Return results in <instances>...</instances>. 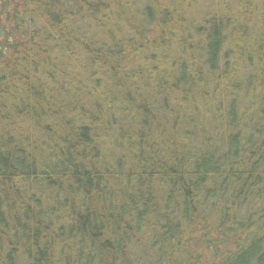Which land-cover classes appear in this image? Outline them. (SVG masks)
<instances>
[{
	"label": "trees",
	"instance_id": "obj_1",
	"mask_svg": "<svg viewBox=\"0 0 264 264\" xmlns=\"http://www.w3.org/2000/svg\"><path fill=\"white\" fill-rule=\"evenodd\" d=\"M198 1L0 0V264H264V0Z\"/></svg>",
	"mask_w": 264,
	"mask_h": 264
},
{
	"label": "rangeland",
	"instance_id": "obj_2",
	"mask_svg": "<svg viewBox=\"0 0 264 264\" xmlns=\"http://www.w3.org/2000/svg\"><path fill=\"white\" fill-rule=\"evenodd\" d=\"M226 1L227 0H220V4H221V7H226ZM204 3V0H199L198 1V8H197V10H198V13H197V15H199V14H202L203 13V10L202 9H204L203 8V6H201L202 4ZM193 4H195V3H193ZM238 8V2H234V4H233V9H237ZM197 18V21L199 22L200 20V18H198V17H196ZM211 252H209V251H207V255H206V253H204L202 256H200V261L201 262H204L205 260H207L208 258H211Z\"/></svg>",
	"mask_w": 264,
	"mask_h": 264
}]
</instances>
